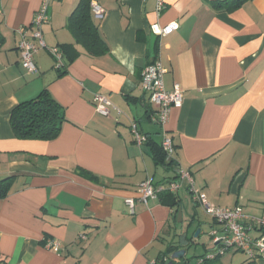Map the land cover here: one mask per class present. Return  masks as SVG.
<instances>
[{
  "label": "crops",
  "instance_id": "1",
  "mask_svg": "<svg viewBox=\"0 0 264 264\" xmlns=\"http://www.w3.org/2000/svg\"><path fill=\"white\" fill-rule=\"evenodd\" d=\"M78 1H51L45 48L34 55L38 73L28 75L16 30L31 34L40 0H0V179L15 177L0 199V264H151L167 252L168 264L170 248L185 251L173 264H264L233 249L204 258L216 248L200 241V216L210 219V231L222 235L223 227L185 184L174 200L159 197L147 205L137 192L146 180L160 185L175 177L152 157L161 129L140 80L158 60L165 90L177 84L183 93L164 128L178 167L209 204L264 221V0L231 12L215 11L213 0H164L160 14L156 0H91L103 11L101 19L91 11L107 47L100 55L77 44L68 28ZM171 23L179 28L170 35L150 30ZM52 48L64 73L55 68ZM45 88L67 119L58 137L16 139L12 110ZM92 94L106 97L121 115L96 113ZM131 123L145 144L135 143ZM125 200L133 201L132 213ZM259 234L257 227L250 232ZM47 239L59 247L46 250ZM192 248L199 251L190 257Z\"/></svg>",
  "mask_w": 264,
  "mask_h": 264
},
{
  "label": "built area",
  "instance_id": "2",
  "mask_svg": "<svg viewBox=\"0 0 264 264\" xmlns=\"http://www.w3.org/2000/svg\"><path fill=\"white\" fill-rule=\"evenodd\" d=\"M52 0H40V6L31 23V34H28L24 28H19L16 33L19 37L18 52L19 63L22 69L28 75H36L37 69L34 64V55L45 48L42 29L49 23V6ZM91 11L97 19H101L103 15L102 9L91 4ZM164 0H156L155 13L160 14L164 9ZM178 25L171 23L164 28L156 25L150 27L151 32L156 36H167L178 30ZM50 54L55 61V68H62L61 54L57 48L50 49ZM163 72L160 62L156 60L152 65L146 67L140 75L141 83L148 95V101L155 110L153 122L161 129V150L165 155L166 161H172L174 157V145L171 137L164 130L168 122L171 109H179L183 103V93L179 85L175 84L171 91H166L163 85ZM92 105L99 115L109 118L113 111L116 116H120L121 112L115 108L106 97L99 94H92ZM130 131L134 137V141L138 146L147 142L135 123H131ZM185 184L191 199L199 205L204 214L210 217L216 224L223 227V234L219 235L216 230L210 231V238L216 250L207 253L204 258L210 260L222 254L225 250L233 249L244 254L249 260L264 259V232L261 231L259 236L251 237L250 232L255 227L264 228V221L255 217H245L239 208H218L209 204L205 194L194 186L191 174L176 167V175L173 180L160 185H155L151 180H146L138 187L139 200L144 204L150 200H157L163 195H175L180 187ZM125 205L132 213L133 201L125 200ZM247 220V221H246ZM43 247L46 250L58 248L59 243L53 239H47ZM151 264H159L153 261Z\"/></svg>",
  "mask_w": 264,
  "mask_h": 264
},
{
  "label": "trees",
  "instance_id": "3",
  "mask_svg": "<svg viewBox=\"0 0 264 264\" xmlns=\"http://www.w3.org/2000/svg\"><path fill=\"white\" fill-rule=\"evenodd\" d=\"M249 1L252 0H213L210 1V6L215 11L231 12ZM90 4L91 0L78 1L68 17V28L74 34L77 44L91 55H100L107 51V47L100 37L97 23L94 22ZM57 70L64 73V64L62 63V68ZM66 121L62 106L46 88L35 98L18 104L10 115L12 132L18 140L52 141L58 137L62 125ZM150 146L156 164L170 167L176 175V167L178 166L176 161L174 159L166 161L160 144ZM14 178V176H8L0 179V199L7 195ZM167 197L174 200L173 195H163L160 199ZM261 231L264 232V228L259 229V232ZM176 249L170 248L169 255ZM166 255H168V252L161 255L156 263L164 264L162 258H165ZM247 260L249 261L248 258ZM190 261L186 259L181 264H190Z\"/></svg>",
  "mask_w": 264,
  "mask_h": 264
},
{
  "label": "rangeland",
  "instance_id": "4",
  "mask_svg": "<svg viewBox=\"0 0 264 264\" xmlns=\"http://www.w3.org/2000/svg\"><path fill=\"white\" fill-rule=\"evenodd\" d=\"M201 217V219H202V222L204 223V228L202 229V231L204 232V233H202L200 236H199V239H200V241L203 243V244H205L206 246H213V243H212V240H211V238H210V236H209V232H210V228L208 227V225H206L208 222H210V219H208L206 216V218L203 216V215H201L200 216ZM199 249V248H198ZM198 251L199 250H197L196 251V253L194 252V248H192V249H188V254H189V256L190 257H192V256H195L197 253H198ZM240 254V253H239ZM192 260H195V258H193Z\"/></svg>",
  "mask_w": 264,
  "mask_h": 264
},
{
  "label": "water",
  "instance_id": "5",
  "mask_svg": "<svg viewBox=\"0 0 264 264\" xmlns=\"http://www.w3.org/2000/svg\"><path fill=\"white\" fill-rule=\"evenodd\" d=\"M185 256L184 250H177L173 252L170 256V262L168 264H173L172 261L174 260H182Z\"/></svg>",
  "mask_w": 264,
  "mask_h": 264
}]
</instances>
